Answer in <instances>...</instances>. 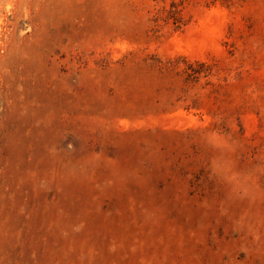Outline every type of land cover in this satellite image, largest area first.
I'll list each match as a JSON object with an SVG mask.
<instances>
[{
    "label": "rangeland",
    "instance_id": "obj_1",
    "mask_svg": "<svg viewBox=\"0 0 264 264\" xmlns=\"http://www.w3.org/2000/svg\"><path fill=\"white\" fill-rule=\"evenodd\" d=\"M0 264H264V0H0Z\"/></svg>",
    "mask_w": 264,
    "mask_h": 264
}]
</instances>
